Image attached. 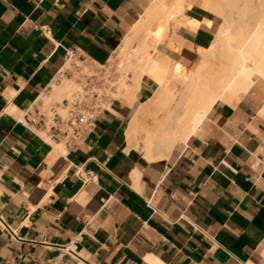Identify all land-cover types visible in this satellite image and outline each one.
<instances>
[{
	"label": "crops",
	"instance_id": "1",
	"mask_svg": "<svg viewBox=\"0 0 264 264\" xmlns=\"http://www.w3.org/2000/svg\"><path fill=\"white\" fill-rule=\"evenodd\" d=\"M151 1L0 0V264H49L66 247L73 264H264V90L219 100L152 161L129 146L122 99L74 149L21 122L66 49L107 62ZM185 13L197 29L163 50L197 63L222 18L196 3ZM155 88L144 77L138 101Z\"/></svg>",
	"mask_w": 264,
	"mask_h": 264
},
{
	"label": "bare ground",
	"instance_id": "2",
	"mask_svg": "<svg viewBox=\"0 0 264 264\" xmlns=\"http://www.w3.org/2000/svg\"><path fill=\"white\" fill-rule=\"evenodd\" d=\"M168 1L147 2L120 46L122 58L118 66L123 75L118 96L134 109L125 129L126 138L129 146L141 150L150 161L168 157L207 119L219 100L231 102L255 89L264 90V0H207L201 6L223 19L212 44L196 52L197 63L180 58L184 63L176 72L171 69L172 56H162L156 70L174 72L182 87L177 89L168 81L155 78L159 85L154 94L139 102L138 91L150 72L154 50L167 37L171 23L175 30L198 27V22L185 13L187 5L195 2ZM156 23L159 26L153 29ZM182 46L171 40L173 51H180ZM79 89L75 78L55 79L53 91L41 99L62 100ZM157 111L164 116L160 117ZM148 117L153 119V124L147 123Z\"/></svg>",
	"mask_w": 264,
	"mask_h": 264
},
{
	"label": "built area",
	"instance_id": "3",
	"mask_svg": "<svg viewBox=\"0 0 264 264\" xmlns=\"http://www.w3.org/2000/svg\"><path fill=\"white\" fill-rule=\"evenodd\" d=\"M114 54L117 55V51ZM114 54L100 64L85 54L66 49L64 64L56 79L75 78L80 89L50 105L40 99L24 111L21 122L28 128L45 132L53 141L70 149L85 143L96 129L99 118L118 99L114 94L120 88L122 74L119 76L116 71V67H120ZM88 228L92 226L89 224ZM66 254L76 256L66 247L49 264H73ZM31 264L41 263L34 261Z\"/></svg>",
	"mask_w": 264,
	"mask_h": 264
},
{
	"label": "rangeland",
	"instance_id": "4",
	"mask_svg": "<svg viewBox=\"0 0 264 264\" xmlns=\"http://www.w3.org/2000/svg\"><path fill=\"white\" fill-rule=\"evenodd\" d=\"M171 1H173V0H169L168 2H171ZM205 1H207V0H186V2H195L196 4H200V5H202L203 4V2H205ZM193 4V3H192ZM187 7H188V5H187ZM221 20L220 19H218L217 18V20H216V22H217V24L220 22ZM222 22H223V19H222ZM172 25L174 26V24H173V22L171 23V29H169V31H168V33H167V37H165V39H163V41H161V43H160V45H159V47L158 48H156L155 50H154V56H153V58H155L154 60H153V62H152V64H151V69H150V72H149V74L148 75H146L145 77H147V78H149L150 80H152V81H154L155 82V84H156V88L158 87V82L157 81H155L154 79L155 78H157V79H159L161 82H169V84H170V86H174V87H176L177 89H180L181 87H182V84L177 80V79H175V76H174V72H176V70H178V68L180 67L179 65H181V64H183L184 63V60H182V59H180L176 54H170V53H167V52H165V50H163V46L164 45H166V46H169L171 49H172V47H171V40H175L178 44H181V45H183L184 44V39L182 38V37H180V36H178L177 35V30L178 29H180V28H178L177 30H175V29H173L174 27H172ZM159 26V24L158 23H156V24H154L153 25V29H156L157 27ZM131 33V32H130ZM172 33H173V35H172ZM175 35V36H174ZM172 37V38H171ZM177 37V38H176ZM178 39V40H177ZM168 43H170V44H168ZM152 48L153 47H151V50H152ZM201 48H203V47H199L198 49H197V52L199 53L200 51H201ZM120 47L118 48V50H117V55L116 54H114V55H116L115 56V58H118V60L116 61L117 63L120 61V59L122 58V56L120 55ZM158 50H159V52H158ZM153 51V50H152ZM175 52H176V50H174ZM165 53V54H164ZM166 54H168V55H170V56H172L171 57V69H172V67H173V69L172 70H174V74L173 73H167V72H164V71H161V72H159V71H157L156 70V65H157V63H158V61H160L161 60V58H163L164 57V55H166ZM159 56V57H158ZM163 56V57H162ZM172 60H174V61H172ZM176 64V66H174ZM116 71H117V73H118V75L120 76L121 74L123 75V73H122V71H121V69H117V67H116ZM121 72V73H120ZM122 75H121V77H120V80H121V78H122ZM151 77H150V76ZM173 75V76H172ZM168 78V79H167ZM171 78V79H170ZM177 80V81H176ZM175 81V82H174ZM72 93H70V94H68V95H66V97H68V96H70ZM119 92L117 91L115 94H114V96H116L118 99H120L119 98ZM59 100H61V98H56V99H53V100H51V101H49V102H46L45 100V104L46 105H50V104H53V103H55L56 101H59ZM157 113L159 114V116L160 117H162V116H164V113H162L161 111H157ZM146 121H147V123L148 124H153V119L151 118V117H148V119H146ZM139 151H141V150H139Z\"/></svg>",
	"mask_w": 264,
	"mask_h": 264
}]
</instances>
